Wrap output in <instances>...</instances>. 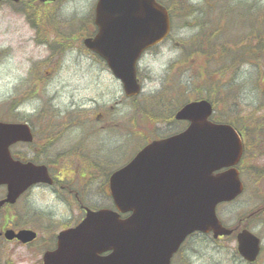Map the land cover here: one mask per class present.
Masks as SVG:
<instances>
[{
	"label": "rangeland",
	"instance_id": "rangeland-1",
	"mask_svg": "<svg viewBox=\"0 0 264 264\" xmlns=\"http://www.w3.org/2000/svg\"><path fill=\"white\" fill-rule=\"evenodd\" d=\"M160 1L172 11V31L139 61L143 90L136 100L127 98L105 63L82 46L95 30L97 0H58L44 6L33 0L2 2L0 117L15 108V114L32 119L36 140L14 150L48 164L86 205L97 208L111 204L104 191L111 171L154 136L182 129L173 118L182 104L210 99L214 116L233 121L247 139L240 162L244 192L219 204L217 212L229 226L253 216L249 228L262 238L255 264H264V0ZM216 18L218 37L212 39L217 30L207 29ZM36 29L38 34L41 29L42 43ZM133 102L141 107L137 119ZM44 107L63 115L61 137L50 145L43 138L44 119H35ZM5 191L0 187V197ZM83 216L75 197L57 187H32L16 204L4 207L0 217L15 228L36 229L38 239L22 244L1 236L0 264H42L43 252L54 246L59 230ZM181 250H190L192 264H251L237 252L235 238L217 242L211 235L194 234Z\"/></svg>",
	"mask_w": 264,
	"mask_h": 264
},
{
	"label": "water",
	"instance_id": "water-1",
	"mask_svg": "<svg viewBox=\"0 0 264 264\" xmlns=\"http://www.w3.org/2000/svg\"><path fill=\"white\" fill-rule=\"evenodd\" d=\"M96 23L98 34L86 38L85 44L106 58L127 94H137L136 61L170 32L167 9L156 0H99ZM211 113L212 104L206 99L185 104L176 118L191 120L189 129L151 142L111 176L118 210L131 214L122 218L110 208L88 209L78 226L60 233L57 249L45 252L44 264H170L181 242L195 230L213 231L215 237L230 235L232 229L221 223L216 206L243 190L234 166L243 145L231 125L210 121ZM18 140H32L28 125L0 121V183L9 188L0 206L16 201L33 183H52L45 165L12 159L9 145ZM222 167L229 168L215 172ZM6 236L26 242L36 233L9 229ZM109 249L111 253L100 255ZM238 250L254 261L260 238L242 230Z\"/></svg>",
	"mask_w": 264,
	"mask_h": 264
},
{
	"label": "flooded vegetation",
	"instance_id": "flooded-vegetation-1",
	"mask_svg": "<svg viewBox=\"0 0 264 264\" xmlns=\"http://www.w3.org/2000/svg\"><path fill=\"white\" fill-rule=\"evenodd\" d=\"M54 2L53 0H49L46 3H52ZM132 109L135 110H139V106L137 104H131ZM15 108L10 109L11 114L9 115L8 121H28L30 123V125L33 128L34 131V136L36 138L37 132L36 129L34 127V123L32 121V119H29V117H25L24 115L21 114H15ZM40 113L41 115L36 117L35 119L37 120H43L45 121V124L42 126V133H43V138H47V145H50L51 143H55L60 137H61V133H59L60 131H58L59 126H60V119H62L63 115L61 111H57L56 109H49V108H41L40 109ZM182 129L176 131V132H180L183 129H185L189 122L188 121H182ZM176 132H170L167 134H162L157 138H161V137H166L169 136L171 134H174ZM15 145H23V146H31V144H26V143H17ZM13 145V146H15ZM12 146V147H13ZM36 149L38 150V147H36ZM41 152V150H40ZM42 152H48V150L46 149V151H42ZM60 152H57V154H59ZM21 154V153H19ZM86 154H89L88 150H86ZM15 156L17 157L18 154L15 153ZM55 180V185L57 186L58 190L62 191L63 193H67L68 195H70V197H75L76 198V202L78 204L79 203H84L82 195H79V191L74 189L72 186H70L69 184L64 183V178L62 177H54ZM54 185V186H55ZM105 190H107V194H108V182H106L105 184ZM109 196V195H108ZM104 205V204H103ZM1 233V232H0ZM222 237L220 236L219 238L216 239V241L218 242V240H221ZM171 264H192V260H191V254H190V250H178L172 257L171 260Z\"/></svg>",
	"mask_w": 264,
	"mask_h": 264
},
{
	"label": "trees",
	"instance_id": "trees-1",
	"mask_svg": "<svg viewBox=\"0 0 264 264\" xmlns=\"http://www.w3.org/2000/svg\"><path fill=\"white\" fill-rule=\"evenodd\" d=\"M208 36V35H207ZM206 40H208V38L206 39ZM205 42H207V41H205ZM217 44V43H216ZM208 46H210V45H208ZM212 47H213V49H214V51L216 50V47H215V45H212Z\"/></svg>",
	"mask_w": 264,
	"mask_h": 264
}]
</instances>
